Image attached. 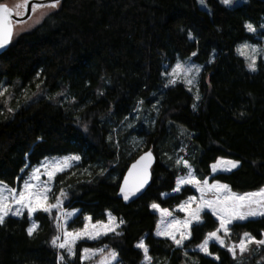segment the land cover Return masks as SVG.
I'll return each instance as SVG.
<instances>
[{"label":"trees","instance_id":"16d2710c","mask_svg":"<svg viewBox=\"0 0 264 264\" xmlns=\"http://www.w3.org/2000/svg\"><path fill=\"white\" fill-rule=\"evenodd\" d=\"M206 4L208 11L197 0H62L58 10L0 55V181L16 187L17 178L45 158L78 154L81 163L55 182V190H67L72 207L80 209L78 227L85 215L105 221L107 212L125 221L121 235L80 242L70 264H83V248L105 245L118 253L121 264H141L143 252L135 247L141 239L152 264H257L264 255L261 248L256 257L238 261L227 248L211 244L218 260L194 255L192 262L190 253L154 236L158 215L150 205L173 209L194 194L187 187L161 197L186 172L168 159L170 151L183 149L201 180L218 181L237 193L264 187V59L252 72L235 53L238 44L258 41L244 25L263 28L264 0L234 8L219 0ZM187 59L204 67L197 109L184 85L163 87L165 65ZM2 87H7L3 94ZM140 101L143 108L158 104L154 125L140 133L144 151L151 149L156 163L147 191L125 204L117 195L119 185L142 152L121 157L112 125ZM217 158L239 166L212 175ZM34 218L39 227L31 236L27 212L0 224V264H60L50 243L57 234L55 212L38 211ZM217 226L205 212L184 248L197 247ZM243 233L261 239L264 217L234 223L230 240L238 242Z\"/></svg>","mask_w":264,"mask_h":264},{"label":"snow or ice","instance_id":"6c2138e0","mask_svg":"<svg viewBox=\"0 0 264 264\" xmlns=\"http://www.w3.org/2000/svg\"><path fill=\"white\" fill-rule=\"evenodd\" d=\"M59 0H54L50 4L44 3H32V13L41 7H56V4ZM198 2L204 5L205 0H198ZM233 0H220V3L223 5H231ZM29 0H24V2L17 3L15 9H11L6 5L0 4V48H3L7 43L11 41L13 35L14 23H19L20 21H13V15L20 17L23 15H29L28 10ZM21 9L23 13L21 14ZM244 27L248 32L254 33L256 31L255 27L251 23H245ZM264 27V25H261ZM189 39H193L191 33H189ZM251 48L252 55H246V49ZM237 51L240 55H244L246 59H249L251 62L247 65L249 71L255 72L256 69V55L259 54V51L250 45L244 44L239 46ZM196 55V53H193ZM211 62V61H209ZM200 66L195 64L183 65L180 62H177L174 67L171 68V71L165 67V70L161 73L162 76L169 77L165 83V87L175 86L178 82H182L188 86V90H192V85L196 77L200 73ZM179 75L183 76V79L178 78ZM196 99H199V96H196ZM142 104L143 101H140ZM195 109V105H193ZM183 151V149H181ZM81 158L79 155H72L64 157L60 160H54L51 163H41L40 167L33 168L28 178L23 179V186L21 190L9 186L6 182L0 181V224L4 223L5 217L9 214L12 216H20L26 210L29 218L33 216L37 211H43L44 213L52 214V210L56 209L59 215L55 218L57 220L56 229L57 235H55L50 241L52 247L65 249L69 256L74 255L73 245L75 241L87 236L89 239H98L102 235H108L109 233H114L116 235H121L122 233L117 231L125 221L123 219H118L115 216H112L111 213H106L108 216L107 223L97 221L95 224L91 223V217L85 216L84 224L82 229H76L73 231H68L67 222L68 219L75 215L73 212H62L63 198L66 197V193L61 189L59 195L55 196V203H49L50 193L52 192V182L55 179L56 174L63 172L68 167H71L72 161H79ZM151 163V152L146 153L144 156L140 157V160L137 161V164L132 165V169L129 170L128 176L124 178L123 185L120 186L119 195L123 197L125 201H128L130 197L135 196L139 193L148 182V167ZM175 165L177 168L183 166L187 169V172L183 175H178L175 179V187L173 192L179 193L181 188L184 185H191L199 193L200 197L197 201L195 196H189L187 200L180 202L177 210L184 212L186 214V219L183 221L176 219L172 216L166 208H161L158 203L153 202L150 205V208L159 212L161 215V222L157 224L156 235H164L173 241L177 247H183V242L186 239L191 238L190 225L193 222L197 224L203 223L201 219V212L204 209H209L212 215L218 221V226L215 230L210 231L205 234L204 239L200 242L197 247L199 250L206 255H212L208 251V246L210 241L218 243L221 247H227V250L232 253L233 258L237 255V250L240 255H243L247 250L250 244L264 245V240H256L255 237L251 236L250 233H243L238 243L232 245H226L225 238L231 235L229 225L236 220L243 221L249 216L262 215L264 216V210L255 211L254 207L264 209V188L258 190L257 192H248L243 194L233 193L229 189V186L226 184H220L214 182L209 184L208 179L203 180L197 178L192 170V166L187 159L183 157H178L175 160ZM142 167L138 171L133 172V170L138 168V165ZM239 162L234 160H225L223 158H217V160L210 166L212 172L217 171H231L233 168L238 166ZM25 167H28L25 165ZM43 169V173H41ZM21 172H24V169H21ZM41 174L47 177L46 181H41ZM130 178L131 181H130ZM22 179L18 177L17 180ZM207 193H212V199L207 197ZM167 193H161V197L167 196ZM196 203L195 208H191V205ZM61 217H63V223L60 222ZM165 217H172L171 220L165 221ZM161 224L164 225L161 228ZM177 225L182 226V231L176 228ZM37 225L35 222L27 229L28 235L31 236ZM172 229V230H170ZM179 232V238H177L176 233ZM223 233V236L220 235ZM107 245H105V248ZM135 247L142 250L145 258L146 264H151V256L148 252V247L145 244L144 240H139ZM104 249H89L84 248L81 254V260L91 259L92 256L97 253H103ZM218 259V257H216ZM60 259L63 260L64 257L60 256ZM100 264H119L118 253L115 250H112L104 257Z\"/></svg>","mask_w":264,"mask_h":264},{"label":"rangeland","instance_id":"374dc122","mask_svg":"<svg viewBox=\"0 0 264 264\" xmlns=\"http://www.w3.org/2000/svg\"><path fill=\"white\" fill-rule=\"evenodd\" d=\"M246 1L247 0H233L232 4L231 5H228V7L234 8V7L238 6V5H241V4L245 3ZM23 2H24V0H6V1H4L1 4L6 5L7 7L11 8V9H15V6H16L17 3H21L22 4ZM60 4H61V2H58L56 4V7H41L39 9H37L32 14V16L28 20H26L25 22H22V23H14V27H13V39H12V41L15 38H17L21 33H24V32H26L28 30H31L32 28H34L35 26H37L38 24H40L49 14H51L54 11L58 10V8L60 7ZM197 4H198L199 8H201V9H203L205 11H208V7H207V4H206V0H205L204 5L200 4L198 2V0H197ZM20 11H21V14H22L23 13V9H21ZM263 30H264V27L261 28L260 30H257L256 29V31L253 33V34H255V36L258 39V41L256 43H252V42L246 41V42L240 43V44H238L236 46L235 53L238 56L242 57L245 60L246 66L251 61L249 59H246L244 55H240L239 52L237 51V49H238L239 46H242L244 44H247V45H250L252 47H255L259 51V54L256 55V69H257V64H258L259 60L260 59H264V34L262 33ZM245 51H246V55H248V56H251L252 55L251 48H248ZM213 61H214V58H212L211 62H213ZM177 62H180L181 64H183L185 66L186 65H189V64L198 65L192 59L177 60L176 63ZM176 63L174 65H172V66L165 65V67H167L168 70L171 71V68L174 67L176 65ZM198 66H200V69L201 70H200L199 75L196 77L193 85L191 86L192 87V90L191 91L188 90V86L186 84H184L182 82H178L177 83V84L184 85L187 88V90L193 95V97L195 99V109H197L199 107V104H200V102L202 100V94H201V77H202V73H203L204 67L201 66V65H198ZM165 67H164V70H165ZM168 78L169 77H167V76H163V87H164V89H166V87L164 85L167 82V79ZM178 78L180 80H182L183 79V76L182 75H179ZM170 87H173V86H170ZM167 88H169V87H167ZM6 90H7V87H2L1 94L5 93ZM197 95L199 96V99L198 100L196 99V96ZM157 105L158 104H153L149 108H143V105L141 103H139L138 104V107L136 108V110L133 111L130 115L126 116L125 118H123L122 120H120L116 124L113 123V125H112L111 139L114 140L115 145L118 147V150L120 151L119 152L120 156L121 157L123 156L124 159H129V158H131L132 155L144 151V149H145V142H144V139L142 138V136H141L140 133L143 132V131H146V128L154 125V123L156 121V118H157V115H158V106ZM182 133H183V131L182 130H179V134L178 135H181ZM187 137H189V135H187ZM180 150H181V148H179L178 150H174L172 152L171 151L168 152L167 153L168 159L169 160L170 159L176 160L178 157H183L184 159H187V154H185L184 150H183V152L180 151ZM72 155H78V154H68V155H63V156H53V157H47V158H45L39 164L33 166L30 170H28L27 174L23 175L22 176V179L17 182V185H16L15 188H17V190H21L22 189V186H23V179L28 178V175L30 174V172L32 171V169L33 168H36V167H40L42 162L43 163H51L54 160H60V159H62L64 157L72 156ZM80 158H81V156H80ZM223 159H225V160H231V159H228V158H223ZM80 163H81V159L79 161H72L71 162V167H68L63 172H60V173L56 174L55 179L52 182V192L49 194L50 195L49 203H55L54 197L57 196V195H59V192H60V191H56L55 190V187H56L55 186L56 177L58 175H60V174H63L65 172H68V171L73 170ZM238 166H239V164H238ZM181 167L183 168V166H181ZM233 169H235V168H233ZM192 170H193L194 175L196 176L193 166H192ZM211 171H212V169H211ZM186 172H187V169H186ZM219 172H229V171H217L215 173L212 172V175H216ZM41 173H43V169H41ZM180 175H183V174H180ZM46 180H47V177L45 175L41 174V181H46ZM208 182H209V184H212V183L218 182V181H210L208 179ZM218 183H220V182H218ZM220 184H223V183H220ZM187 187L191 188L194 191V194L193 195H190V196H195L197 198V201H198L199 200V197H200V193L195 188H193L191 185H184L181 188V191L184 190ZM62 190L67 195H66L65 198H63L62 208H61L60 211H62V212H73V211H75V215L71 216L68 219V222H67V229H68V231H73V230H76V229H82L83 226H84V224L86 223V221L83 218V226L82 227H78L79 222L77 221V217L80 214V209H77V208H73L72 207V202H71V199L69 198L68 191L65 190V189H62ZM257 191H253V192H257ZM231 192L237 193V192H234L232 190H231ZM173 194H177V193L172 191L167 196L173 195ZM238 194H243V193H238ZM164 197H166V196H164ZM207 197L209 199L214 198L213 195H212V193H207ZM195 207H196V203H193L191 205V208H195ZM177 208H178V206L175 207V208H173V209H168V210L170 212H172V216L173 217H175L178 220L183 221L184 219H186V214L184 212L178 211ZM253 210H255V211H261V210H264V209H260V208L254 207ZM153 211L155 213H157V215H158L157 224H159L161 222V215H160L159 212H157L155 210H153ZM25 212H26V210L23 212V214ZM52 212H55V217L57 215H59V213L57 212L56 209H53ZM205 212H208V213L212 214L209 209H204L201 212V219H202V221H203V214ZM36 213H34L33 216L30 218V225H29V227L32 225L33 222H35V224L37 225V227L33 231V234H34V232L39 227V223L34 218V216H35ZM107 213H110V212H107ZM22 215H20V216H12L11 214H9L7 217H5V220L8 217L21 218ZM85 216L91 217L90 215H85ZM112 216H114V215L112 214ZM261 217H264V216H262V215L249 216V217H247L243 221H240V220L234 221L228 227H229V229L231 231L232 225L234 223H236V222H245V221H248V220H251V219H258V218H261ZM164 219L167 222V221L171 220L172 217H165ZM107 221H108V216L106 215V220L105 221H101V222L107 223ZM60 222L63 223V217H61ZM56 223H57V220L55 218V226H56ZM91 223L92 224H95L96 221H92V218H91ZM194 225H197V223L196 222H193L190 225V230H191L192 226H194ZM163 227H164V225L161 224V228H163ZM176 228L180 229L181 231L183 230L181 225H177ZM119 229L117 231H119ZM156 230H157V225H156V229L154 231V236L155 237L161 238V239H168L169 241H171L173 243V241L171 239H169L167 236H164V235L158 236V235H156ZM170 230H172V229H170ZM109 234H113V233H109ZM176 235H177V238H179V232H177ZM220 235L223 236V233H220ZM104 236H106V235H102L98 239H89V238H87V236H85L83 238H80V239L76 240L75 241V244L73 245L74 255H75V249H76L77 245L80 242H83V241H97V240H99L100 238H102ZM230 236L225 238L226 245H229L230 246V245H232L234 243H238V242L231 241L230 240ZM187 240L188 239L184 240L183 247H177V245L175 243H173V244H174L175 248L183 249L185 251V253H190V254H187V255H188V258H190L192 262L193 261L195 262L196 256H194V255H201V256H204V257H207V258H211L213 260H218L216 258L217 257L216 255H214V254H212V255H206L205 253L201 252L198 247H195L193 249L186 250L184 248V245H185V242ZM256 240H264V233L262 234V238L261 239H256ZM211 244H217L219 247H221L218 243H215L214 241H210L209 246H208V251L209 252H210V245ZM86 248H88V247H86ZM101 248L104 249V252L102 254L101 253H97L96 255L92 256L91 259H84V260H82L83 264H100L101 260L104 257H106L110 251H112V250H109L108 247L105 248V246L100 247V248H89V249H101ZM225 248H227V247H225ZM261 248H264V245H257L255 243L250 244L248 246V250L243 255H240L239 254V251L237 250V255H236L235 258L238 261H240L241 259H244L245 257H246V259H248L249 257H256L258 255V252L260 251ZM56 249L59 251L58 260H59L60 264H70V260L73 259L74 255L69 256L68 252L65 249H59V248H56ZM148 252H149V250H148ZM230 254L232 255V253H230ZM60 256H63L64 259L61 260L60 259ZM232 257H233V255H232ZM66 258H68V259H66ZM258 259L259 260H258V263L257 264H264V255L263 254ZM118 261H119V264H121L119 256H118ZM152 263H153V259H151V264ZM141 264H146L145 258H144V254H143V260H142V263Z\"/></svg>","mask_w":264,"mask_h":264},{"label":"water","instance_id":"95a60500","mask_svg":"<svg viewBox=\"0 0 264 264\" xmlns=\"http://www.w3.org/2000/svg\"><path fill=\"white\" fill-rule=\"evenodd\" d=\"M62 0H59V2H61ZM35 2V3H44V4H50L52 2H54V0H29V3H28V10H29V15H21L20 17L16 16V15H13L12 19L13 21H17L19 20L20 22L19 23H22V22H25L26 20H28L31 16H32V3ZM12 39H13V35L11 37V41L9 43H7L3 48H0V55L5 52L9 46L11 45L12 43ZM148 152H151V163H150V166L148 167V182L147 184L144 186V188L139 192L137 193L135 196H132L130 197V199L128 201H125L123 199L122 196L119 195V190H120V186L123 185V182H124V178L126 176H128V173H129V170L132 169V165L133 164H137V161L140 160V157L141 156H144L146 153ZM156 163V155L155 153L149 149V150H145L143 151L142 153L139 154V156H137L127 167L126 171H125V174L120 182V185H119V189H118V198H120L125 204H131L133 202H135L136 200H138L146 191L147 189L149 188V186L151 185L152 183V170H153V167ZM142 167V164L141 165H138V168L133 170V172H136L139 170V168ZM132 178H130V181H131Z\"/></svg>","mask_w":264,"mask_h":264}]
</instances>
